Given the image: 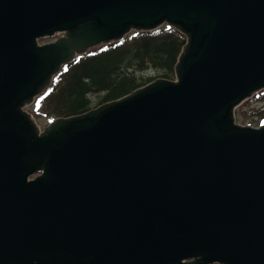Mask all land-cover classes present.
I'll return each instance as SVG.
<instances>
[{"label": "water", "instance_id": "water-1", "mask_svg": "<svg viewBox=\"0 0 264 264\" xmlns=\"http://www.w3.org/2000/svg\"><path fill=\"white\" fill-rule=\"evenodd\" d=\"M164 23L175 81L38 132L62 65ZM262 89L264 0H0V264H264V124L234 123Z\"/></svg>", "mask_w": 264, "mask_h": 264}, {"label": "trees", "instance_id": "trees-1", "mask_svg": "<svg viewBox=\"0 0 264 264\" xmlns=\"http://www.w3.org/2000/svg\"><path fill=\"white\" fill-rule=\"evenodd\" d=\"M185 39L182 30L164 23L152 30H132L121 40L89 49L62 65L28 110L35 119L52 121L124 96L157 77L175 80ZM258 93L264 104V89ZM253 110L254 115L264 114V105ZM236 118L234 114V123Z\"/></svg>", "mask_w": 264, "mask_h": 264}, {"label": "rangeland", "instance_id": "rangeland-1", "mask_svg": "<svg viewBox=\"0 0 264 264\" xmlns=\"http://www.w3.org/2000/svg\"><path fill=\"white\" fill-rule=\"evenodd\" d=\"M64 33L65 32L57 33L56 36L52 37V38H49V37L40 38L37 42L42 43V42H46V41H53L56 38H59L60 36H62ZM258 92L259 91L255 92L251 96L245 98L241 103H239L234 108V114H235V116H237V118L235 120V124H238L240 126H249V127H253V128H259L260 125L264 124V114L254 115V110H253V108L264 105L261 103L262 102V101H260L261 99L257 97L259 94ZM92 99H94V97ZM93 107H95V106H93ZM24 109L27 112H29L28 105L25 106ZM238 113H240V114H238ZM30 115H31V113H30ZM32 118L35 120V122L38 126V129H39L38 132L39 133H41L44 130V128L47 126V124L51 122V121H47V119H42V118L41 119H35L33 116H32ZM212 264H219V263L215 262Z\"/></svg>", "mask_w": 264, "mask_h": 264}]
</instances>
